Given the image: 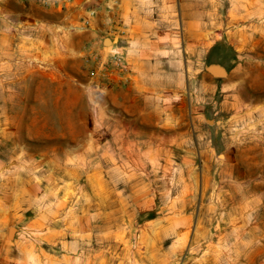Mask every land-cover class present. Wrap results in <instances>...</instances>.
<instances>
[{"label": "crops", "instance_id": "0c3cea01", "mask_svg": "<svg viewBox=\"0 0 264 264\" xmlns=\"http://www.w3.org/2000/svg\"><path fill=\"white\" fill-rule=\"evenodd\" d=\"M40 2L31 1V5L42 15L28 17L40 23L30 32L33 41L28 43L33 51L16 49L14 44L9 51L5 36L12 35L15 40L18 31L5 35L2 28L7 3L0 0L2 68L5 63H15L17 55L19 60L30 58L44 65L38 68L27 63V69L43 73L51 86L60 90L69 86L83 93L85 45L98 51L117 41L127 55L130 73L123 83L119 76H113L112 85L102 94L96 92L93 99L90 94H82L83 107L94 109L99 102H107L113 108L99 110L92 120L90 115L80 116L89 123L81 133L92 136L87 143L90 149L60 147L61 157L53 158L52 153L50 158L44 157L39 172L15 163L17 153L0 159V264H134L126 251L113 249L115 240L100 238L102 231L115 228H105L101 223L98 204L93 201L85 206L76 198L89 193L96 200L103 198L104 192L109 197L113 192L109 183H115L116 168L137 165L134 152L162 151L165 133L176 136V140L191 136L199 153L196 160L216 157L220 170L235 165L234 160L229 161L228 151L242 144L229 139L222 120L239 117L241 106H250L248 114L254 116L257 112L258 119L260 113L264 118V99L246 101L241 97L238 88L242 75H237L250 70L252 85L264 87V0H54L48 8ZM222 4L226 14L219 16L213 6ZM90 8L94 15L88 17ZM107 37L111 40L109 46L105 44ZM222 41L236 52L235 66L228 72L229 78L209 84L205 81L200 87L203 91L197 93L195 55H205ZM249 50L251 66H245L240 59ZM205 73L204 80L211 75ZM89 84L87 92L93 88ZM52 100L59 103L61 96ZM53 110L59 113L54 118L60 121L54 134L67 135L65 113L59 106ZM209 122L214 124L205 126ZM69 163L91 168L87 191L77 188L82 177L79 174L68 179ZM129 175L124 173L125 177ZM253 179L220 174L203 181L245 183ZM255 190H241L240 198H231L227 203L232 229L239 230L241 237L225 239L222 228L218 239L204 241V254L195 259L202 264H237L240 260L264 263V189ZM255 213L259 217L252 220ZM11 229L15 230L12 236ZM255 231L260 235H252ZM240 247L246 249L239 255Z\"/></svg>", "mask_w": 264, "mask_h": 264}, {"label": "rangeland", "instance_id": "374dc122", "mask_svg": "<svg viewBox=\"0 0 264 264\" xmlns=\"http://www.w3.org/2000/svg\"><path fill=\"white\" fill-rule=\"evenodd\" d=\"M31 1L38 0H5L7 9L4 10L2 29L5 35L13 30L18 31L15 40L12 35L5 36V47L9 48V51L13 44L16 49H34L28 43L33 41L30 32L40 23L31 21L28 17L42 15L43 12L31 5ZM43 1L40 2L41 5L48 8ZM214 11L219 16H224L226 7L223 4L219 7L213 6ZM87 14L89 17L94 15V12L90 8ZM88 17L86 16V20L90 19ZM86 25L88 24L85 22ZM222 44L223 41L215 44L205 55H195L197 76L194 85L197 93L203 91L200 87L205 81L209 84L229 78L228 72L235 66L236 52ZM116 47L117 41L114 46L98 51H92L89 45H85L83 60L86 75L83 93L69 86L60 90L48 84L47 76L43 73H31L27 69V63L38 68H42L44 64H35L30 58L21 61L17 55L15 63H5L3 68L0 66V159L10 158L17 153L15 163L22 165L23 169L30 166L39 172L43 169L44 157L50 158L51 153L53 158L61 157L63 152L60 147L71 150L84 146L90 149L87 143H90L92 136L81 133L86 131L89 123L87 120H81L80 116L83 115L84 118L90 115L92 120L94 113L99 110L107 111L113 108L107 102H99L100 106H95V112L93 107L82 105V94H90L93 99L98 93L91 87L96 80L90 76V69L94 64L88 61L89 56L95 52L106 54ZM251 59L249 50L242 54L240 62L251 66ZM211 66L224 68L227 77L216 78L207 75L204 80L203 74H206ZM246 70L237 73L242 75L241 87L238 88L241 97L246 101L256 98L263 100L264 87L253 86L252 72ZM87 83H90L91 87L88 92ZM57 96H61V101L53 103L52 98ZM54 106L61 107L66 115L63 122L69 133L65 136L54 134L60 123L54 118L59 114L53 110ZM247 111H252L250 106H241L239 117L222 120V126H225L229 139L240 141L242 144L240 147L233 146L228 151L229 161L234 160V166L220 170L219 159H212L210 156L202 161L208 164L204 167L200 165L201 160H196L199 153L191 136H180L176 140V136L165 133L162 151L134 152L133 157L137 160V165L116 168L115 183H109L113 191L109 197L108 193L104 192L101 193L104 197L96 200H93L89 193L84 198H76L82 200L85 206H91V202L95 201L100 208L101 223L105 224V228L114 226V230L102 231L100 238L115 240L113 249L117 252L121 249L124 253L126 251L127 255L134 258V264H202V261L195 258L204 254V241L218 239L222 228H225L222 232L225 239L241 237L239 230L232 229L234 224L228 215L230 208L227 203L231 202V198H240L241 190L251 193L256 191L255 187L264 189V118H261V113L258 119L257 112L252 116ZM209 124L214 123L209 122L205 126L208 127ZM55 169L60 170L59 167ZM67 170L68 179L76 174L82 176L77 185L79 191L82 189V192H85L89 189L86 182L91 172L90 167H77L69 163ZM124 173L130 175L125 177ZM220 174L247 175L255 179L245 183L203 181L207 176L217 177ZM124 178L126 181H123ZM263 194L262 192L261 195ZM77 205L78 203H75L74 208ZM258 217L259 213H255L252 220ZM255 232L252 235H260L259 231ZM245 249L238 248L240 252L237 254L240 255ZM237 264L248 263L240 260Z\"/></svg>", "mask_w": 264, "mask_h": 264}, {"label": "built area", "instance_id": "2783aa9c", "mask_svg": "<svg viewBox=\"0 0 264 264\" xmlns=\"http://www.w3.org/2000/svg\"><path fill=\"white\" fill-rule=\"evenodd\" d=\"M54 0H45V5H50ZM57 3V2H56ZM89 62L94 66L90 69V76L96 80L93 88L99 94H102L105 89L112 85L113 76H119L121 83L127 81L130 73V67L127 61V55L122 47L118 46L111 49L108 53L95 52L91 54ZM96 108H94L95 110ZM96 112V110H95Z\"/></svg>", "mask_w": 264, "mask_h": 264}, {"label": "water", "instance_id": "95a60500", "mask_svg": "<svg viewBox=\"0 0 264 264\" xmlns=\"http://www.w3.org/2000/svg\"><path fill=\"white\" fill-rule=\"evenodd\" d=\"M105 44H106L107 46H109V45L111 44V40H110V38H106ZM207 70H208V72H209L212 76H214V77H216V78H225V77H227V72H226V70H225L224 68H222V67H219V66H211V67H209ZM14 232H15V230H14V229H11V230H10V236H12V235L14 234Z\"/></svg>", "mask_w": 264, "mask_h": 264}]
</instances>
